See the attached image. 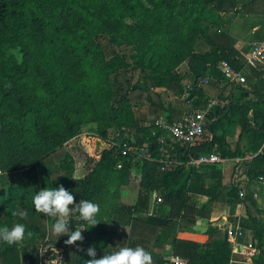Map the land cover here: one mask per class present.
Returning <instances> with one entry per match:
<instances>
[{
    "label": "trees",
    "instance_id": "1",
    "mask_svg": "<svg viewBox=\"0 0 264 264\" xmlns=\"http://www.w3.org/2000/svg\"><path fill=\"white\" fill-rule=\"evenodd\" d=\"M241 9L239 0H0V227L3 214L32 232V238L23 243L35 242L37 235H47L42 245L44 252L29 256L30 264H88L91 259L86 249L76 246L80 241L65 245L67 236L63 235L57 240L52 234L53 223L32 207L37 192L24 190L14 182L17 169L40 163L50 176V188L62 185L74 195L75 202L96 203L99 216H116L119 221L126 215L142 213L148 209L154 190L161 192L163 204L171 206L173 215L177 206H184L188 191L202 187L210 202L219 200L224 193L231 216L239 204H245L248 217L240 219L241 226L254 232L259 229L260 221L253 215V210L260 212L254 193L248 192L241 199L233 184L207 185L196 170L184 165L192 158V147L168 140V147L161 149L158 138L162 131L157 124H142L134 112V107L149 100L150 114L160 117L166 110L161 94L155 90L146 92L142 80L133 86L124 72L137 67L149 72L154 89L168 85V89L180 94L177 69L181 64L199 61L201 73L211 72L216 86L224 80L220 63L233 57L236 68L243 69L248 79L247 68L257 70L259 66L247 65L236 49L237 39L215 29L222 14L235 15ZM101 34H106L112 45L132 47L131 54H116L108 59L96 40ZM200 38L211 44L208 51L197 50ZM258 76L259 80L250 82L249 88L236 85L241 89L237 98L212 109L201 142L205 148L199 152L217 151L223 158L256 154L245 166V174L252 181L264 178V75ZM206 91L195 88L188 99L198 96L193 104L205 107ZM169 110V122L184 116L175 120L178 106L170 104ZM90 124L97 126V135L103 139L112 131L118 136L98 158L88 159V175L76 178L75 158L65 148ZM236 124L241 130L232 149L227 134ZM247 140L250 148L245 149L243 143ZM124 143L136 150L123 155ZM166 162L170 166L164 168ZM132 182L139 186L136 204L116 207L121 188ZM20 211L26 213L24 218L12 215ZM71 221L73 230L82 223L72 217ZM177 228L176 220L158 227L156 243L165 244ZM88 230L82 231L84 240L89 237ZM224 232L223 228L211 227L210 244L204 249L199 244L177 240L175 253L197 264H233L235 257ZM259 235L255 233L257 238ZM215 236L218 237L213 240ZM118 240L115 250L123 244L132 246L130 237ZM261 244L259 241L256 245ZM90 245L95 247L97 258L108 254L98 248L95 236ZM24 254L19 244L8 245L0 249V264H23ZM254 262L264 264L260 259Z\"/></svg>",
    "mask_w": 264,
    "mask_h": 264
},
{
    "label": "crops",
    "instance_id": "2",
    "mask_svg": "<svg viewBox=\"0 0 264 264\" xmlns=\"http://www.w3.org/2000/svg\"><path fill=\"white\" fill-rule=\"evenodd\" d=\"M240 14H241L240 12L235 15L222 14V20L224 15H227L229 17V20H227L226 22L224 21L223 24L220 23L219 25L227 24L226 26L228 27H225L224 29L221 30L231 34L234 38L238 40V43L236 44V49L245 58V55L249 53L251 46L254 43L264 42V40L260 41V39H253V38L250 39V37L256 35L254 31L259 30L258 28L261 27L262 25L254 26L253 23L249 24L248 21L239 22L240 19L242 21V16H243ZM248 19L253 20V18L251 17H248ZM240 23L242 24L240 25ZM219 25L216 26L215 28L216 30L219 28ZM246 38L250 40L246 41ZM203 41H205L206 43L205 45L206 49L202 51L203 52L208 51L211 47V44L206 40H202L201 44L204 43ZM198 45H199V41L196 46L197 50L199 47ZM192 65L193 62H185L181 64L177 69V72L181 77L180 94H176L170 89H168V85L154 89L150 83L149 72H143L137 67L129 68L130 71H137L139 74L142 73L141 75L143 76L144 79L143 80L144 84L142 85V88H144L146 92H150L152 90L159 92L161 94L163 106L166 108L164 113L160 117H157L150 114V107L152 105L151 101L149 100L143 101L141 105L134 107L136 118L142 124L148 125L154 122L157 124V122L159 121L168 122V118L170 116V110H169L170 104H172L173 106H176L179 103L183 104L184 106L187 104H193L198 96H195L192 99H188L186 94L190 91H193L195 88L204 89L205 84L203 82L206 80L208 82L210 80L215 81L213 75L209 71L205 73H201V69H199V74L195 76L194 75L195 73L192 70L193 67ZM229 87L230 86L228 87L225 86L223 81L221 85L219 84L217 85L216 83V88L218 89L217 92L213 93L210 92V90H207L206 91L207 99H209V101L214 99L217 100L218 97L225 95V102L223 103L225 104L229 102L231 98H237L238 95H240L238 94L239 90L234 87L233 88L232 87L229 88ZM158 128L162 131V129L159 126ZM240 130H241L240 126L236 124L233 127H231L228 131L227 142L229 146L234 147L232 149H235L238 143ZM231 133H235L234 135L236 137V143H233L232 140H230ZM162 135L167 137L168 134L164 132L162 133ZM168 138L170 139L169 135ZM202 141L203 138L198 142H196V144L192 147L191 150V152L193 153L192 158L190 159V161H188L187 163L185 162L184 164L186 169L191 167L192 169L196 170L199 176L201 175L205 180V182L207 183V185L209 186L213 187L216 186L218 182H221L224 186L233 184L236 187H238L239 191L242 188L246 187L247 193L248 192H252L254 194L257 193L258 197L254 199L257 203L256 208L260 212L256 213L253 210V215L256 216L260 221L259 229H257L256 232H254L252 230H247L241 226L240 219L248 217L247 207L243 203L237 206L234 216L230 215L229 213L230 209L226 203V196L224 193L220 196L219 200L210 202L208 195H206L202 191L205 188L197 187L192 189L191 191H188L184 197V200L186 206L190 209V213L188 214L189 216L187 215L186 217V216L178 215L176 211H174L172 215L170 206L163 204V196L161 192L159 190H154L151 195L149 207L144 212L132 213V216L126 215L123 220L119 219V216H117L118 217L117 219H119V221L115 219L116 216L113 219L110 216L104 219V221L107 222L106 225H108L109 228L107 232H105L104 230L105 234H101V236L105 235V240L103 241L102 239L97 240V244H99L98 245L99 249L111 253L113 250H115V248L118 247L119 237L127 236L130 237L131 239V243H132L131 247L133 248L137 246L142 247L151 255L152 257L151 264H176L175 261H173L174 258L183 259L185 261V264H197L196 262H194V260H190L189 257L183 256L182 254L178 255L175 253L177 240L193 242L203 246L202 249H204L210 244V236L208 231L211 227L223 228L225 230L224 232V239H225V237L227 236V232L230 228H236L239 226L245 231V237L242 239L243 243L252 242L255 245L259 241L262 243L261 247H258L256 245L259 248V255L255 258V261L258 259L264 261V178L261 177L257 180L252 181L245 174V166H247L252 161V159L255 157L256 154L246 153L243 157H238V158L222 157L224 159L223 162L211 166L196 165L193 163V160L199 155L195 156L194 153L199 154V152L203 148H205V145L201 143ZM252 154L254 156L253 158L250 159L249 156ZM169 166L170 164L169 165L165 164L164 168ZM212 169L217 170V172L212 171ZM86 175L87 173H83V175L77 176L76 173L75 177L84 178L86 177ZM252 183H254L255 186L252 185ZM132 184L133 185L136 184L138 186V183L132 182ZM128 189L129 188L127 187V185L121 188L120 200L118 198L119 202L116 203V207L121 205L120 201L128 206H134L136 204L139 186L136 195H134L133 193L132 195L133 198L131 197V199L129 200L126 194L124 193ZM29 190H32V188H30ZM191 199L194 200V203H190L188 201ZM183 213L185 212L183 211ZM1 217H2L1 227H10V226L13 227V225L18 223L17 221L8 220L3 214H1ZM99 220L100 222L102 221L101 218ZM132 220L136 221L137 223L134 224V221L131 222ZM171 220L178 221L177 232L174 233L172 237L167 242H165V244H157L155 240L158 235L157 228L158 227L164 228L168 226ZM51 222L53 223V219ZM86 226L87 225L82 222L81 224L76 226V229L86 228ZM96 226H94V228L91 227V229L89 228L88 232L90 234L89 235L90 237H93L94 235L93 233H96V229H95ZM69 227L73 230L72 225H69ZM85 230L86 229H82V231ZM108 232H110L112 236H109ZM255 233L256 235H258V233L260 234L259 238L255 236ZM39 236L40 235H37L38 238ZM217 237L218 236L213 237V240L217 239ZM17 244H19L25 250L24 260H26V264H30L29 256L31 255L37 256L41 254L40 251H42V245H43L42 244L39 247L37 246L35 247V245L37 244V238L35 242H24V243L21 242ZM121 247H125V244L121 245ZM79 249H87V246H82L80 244ZM233 264H243V263H240L239 260H235L233 261Z\"/></svg>",
    "mask_w": 264,
    "mask_h": 264
},
{
    "label": "rangeland",
    "instance_id": "3",
    "mask_svg": "<svg viewBox=\"0 0 264 264\" xmlns=\"http://www.w3.org/2000/svg\"><path fill=\"white\" fill-rule=\"evenodd\" d=\"M248 0H239V2L241 3V14L242 16V21L240 19L239 22H243V21H248L249 24H254V26L259 25L261 27H259L257 31H254L256 33L255 36L250 37V39H260V41L264 40V0H256L253 3H248L245 4V2H247ZM248 17L253 18V20L248 19ZM227 20H229V17L227 15L223 16V20L221 19V23L223 24L224 21L226 22ZM242 23H240L241 25ZM227 24L224 25H219V30L224 29ZM253 28V26H252ZM248 38H246L247 40H250ZM97 42L98 44H100L103 48L104 51L106 53V57L108 59H111L112 57H114L116 54H128L130 55L132 52V47L129 46H124V47H117L115 45H112L109 42V37L106 34H101L97 37ZM199 47L198 50L202 51L205 48V41H203L204 43L201 44V40H204L202 38L199 39ZM238 43V40H237ZM20 56V54H19ZM231 60V58H230ZM192 70L194 71V75H198L199 74V69H200V63L199 61H195L193 62L192 65ZM247 71L249 73V77L247 79V82L244 85H239L238 87H244V88H249L250 87V82H256L259 80V75H264V63L260 64L259 67L257 68V70L252 69V68H247ZM125 75L129 78L131 84L134 86L135 84H137L138 82H140L142 80V84H144V79L143 76L141 74H139L137 71H130L127 69H124ZM144 72V71H143ZM228 87V86H227ZM230 87H234L237 88L239 90V93H241V89H239L238 87L235 86H230ZM229 87V88H230ZM205 89L210 90V92L216 93L217 92V88L214 85L213 81L210 80L207 84H205ZM231 88V89H232ZM191 93L188 92L186 94V96L188 97L189 94ZM137 95V94H136ZM239 96V95H238ZM218 103L219 104H223L225 102V95H222L221 97L217 98ZM207 101H209V99H207ZM136 105V104H135ZM176 106H178V112L175 115V120L180 119L186 112H190L193 109H195L196 107H199L198 105H194V104H187V105H183V104H177ZM91 126H87L84 127L83 133L82 135H80V137H77L73 140L72 143H70L68 145V148L66 147V150H69L71 152V154L73 155V157L75 158L76 161V171L75 174L77 173V176H81L83 175V173H89V170L87 168V161L90 157H95L97 156V158L99 157V154L103 151V149L110 147L112 141L115 139V137L118 135V132L116 131H112L111 134L108 135L107 139H103L101 136L97 135V126L95 124H90ZM235 130V129H234ZM87 132V133H86ZM162 133L163 130H162ZM235 133H231L230 136V140H232L233 143H236V137L234 135ZM250 141L247 140L243 143V146L245 149L250 148ZM231 147V146H230ZM234 148V147H231ZM195 156H198V153H194ZM219 164V163H218ZM215 165V164H213ZM204 166H208V165H204ZM211 166V165H209ZM206 168V167H204ZM87 169V170H86ZM14 177V182L17 183L22 189H26L29 190L30 188H32L33 191L38 192L39 190H42L46 187L50 188V176L47 173L46 167L44 164L40 163L37 164L35 166H26L23 167L21 169H17L15 171V173L13 174ZM136 184H132L130 183L129 185H127V187L129 188L128 190H126L124 193L126 194L128 200L131 199V197L133 198V193L134 195H136L137 191H138V186L136 187ZM119 200H120V195H119ZM190 203H194V200H188ZM121 204H125L123 202L120 201ZM171 208V206H170ZM183 211L185 213H183ZM176 212L178 215H182V216H186L190 213V209L186 206L185 204V200H184V206L182 207H178L176 209ZM101 213V211L99 212ZM101 216V217H100ZM97 215V217H100L102 219V221L100 223L97 224V226L99 227H95L96 229V233H93L97 240L102 239L105 240V235L101 236V232L105 230V232H107L108 230V225L106 221H104L105 218H108L109 215L107 214H102V215ZM189 216V215H188ZM49 218V217H48ZM52 219L53 218H49V223L52 224ZM106 222V223H103ZM17 224V223H16ZM15 225H13L14 227ZM8 228H12L11 226ZM105 228V229H103ZM109 236H112V234L110 232H108ZM90 235V234H89ZM47 235L46 234H41L39 236V238L37 237V244L35 245V247H39L43 244V242L46 240ZM93 237H88L87 240H84L82 243L80 242V244L82 246H87V248L89 247V245L92 243ZM89 244H88V242ZM8 244L0 242V249L5 248V246H7ZM108 245V244H107ZM106 245V247H107ZM91 246V245H90ZM23 264H26V260H24Z\"/></svg>",
    "mask_w": 264,
    "mask_h": 264
},
{
    "label": "clouds",
    "instance_id": "4",
    "mask_svg": "<svg viewBox=\"0 0 264 264\" xmlns=\"http://www.w3.org/2000/svg\"><path fill=\"white\" fill-rule=\"evenodd\" d=\"M75 179V177H73ZM32 207L38 213L49 218H53L52 234L57 237L67 236L65 245H74L77 241L84 240L82 229L96 226L100 220L97 219L99 206L89 200L74 201V195L66 190L62 185L59 187L44 188L39 190L32 198ZM13 216L24 218V211L13 212ZM89 225L88 228L72 230L69 225H73L70 219ZM32 232L26 231L23 223H17L14 227H0V242L8 245L21 243L32 238ZM79 247V245H76ZM44 252V251H43ZM40 251V253H43ZM86 254L91 257L88 264H151V255L142 247H120L111 253L104 254L97 258L95 247L89 246Z\"/></svg>",
    "mask_w": 264,
    "mask_h": 264
},
{
    "label": "built area",
    "instance_id": "5",
    "mask_svg": "<svg viewBox=\"0 0 264 264\" xmlns=\"http://www.w3.org/2000/svg\"><path fill=\"white\" fill-rule=\"evenodd\" d=\"M232 60H223L219 69L224 76L223 83L225 86L232 85H244L247 82V77L243 69L236 68ZM247 65L257 68L259 64L264 63V42H256L251 46V49L247 55H245ZM207 84L208 81H204ZM218 101L216 99L210 100L205 107H196L192 111L186 113L181 120L175 122H157L159 126L166 134L170 136V139L161 135L158 138V144L161 149L168 147V140L173 144L185 146L188 148L193 147L196 142L201 140L205 134L209 114L212 109L217 106ZM118 136V135H117ZM122 153L126 155L128 152L136 150L135 147L129 146L124 143L122 146ZM253 154L249 158H253ZM223 158L220 153L212 152L200 154L193 160L196 165H213L223 162ZM166 164H170L169 162ZM247 195L246 187L239 191V196L244 199ZM258 194H254V198H257ZM228 240L231 244L232 252L235 260H239L243 264H255V258L259 255V248L252 242L243 243L242 239L245 237V231L241 227L230 228L227 232ZM176 264H185V261L181 258H174Z\"/></svg>",
    "mask_w": 264,
    "mask_h": 264
},
{
    "label": "water",
    "instance_id": "6",
    "mask_svg": "<svg viewBox=\"0 0 264 264\" xmlns=\"http://www.w3.org/2000/svg\"><path fill=\"white\" fill-rule=\"evenodd\" d=\"M225 239L228 240V237L226 236Z\"/></svg>",
    "mask_w": 264,
    "mask_h": 264
}]
</instances>
